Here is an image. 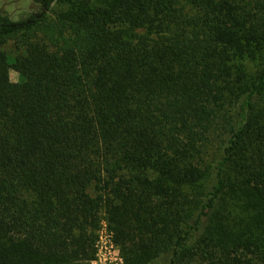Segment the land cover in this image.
<instances>
[{
    "label": "trees",
    "instance_id": "trees-1",
    "mask_svg": "<svg viewBox=\"0 0 264 264\" xmlns=\"http://www.w3.org/2000/svg\"><path fill=\"white\" fill-rule=\"evenodd\" d=\"M33 2L0 10V264H90L103 220L127 264H264V0Z\"/></svg>",
    "mask_w": 264,
    "mask_h": 264
},
{
    "label": "rangeland",
    "instance_id": "rangeland-1",
    "mask_svg": "<svg viewBox=\"0 0 264 264\" xmlns=\"http://www.w3.org/2000/svg\"><path fill=\"white\" fill-rule=\"evenodd\" d=\"M41 9L42 8L36 3H34L33 0H0V10L7 13L12 19L15 20L27 18L31 13L37 14L42 11ZM3 47L9 53H11L14 50V44L12 41L6 43ZM10 77L13 81H17L19 79V74L17 71L11 69ZM97 237H98V231H97ZM120 255L122 256L123 259L122 264H127L123 255L121 253ZM95 256H96V247H95ZM90 264H93L92 260Z\"/></svg>",
    "mask_w": 264,
    "mask_h": 264
},
{
    "label": "built area",
    "instance_id": "built-area-1",
    "mask_svg": "<svg viewBox=\"0 0 264 264\" xmlns=\"http://www.w3.org/2000/svg\"><path fill=\"white\" fill-rule=\"evenodd\" d=\"M95 247L96 256L92 260L93 264H122V256L106 220L101 222L98 229Z\"/></svg>",
    "mask_w": 264,
    "mask_h": 264
}]
</instances>
